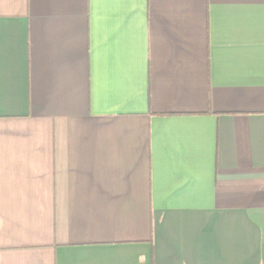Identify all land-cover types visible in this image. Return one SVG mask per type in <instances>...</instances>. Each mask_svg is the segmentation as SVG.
Instances as JSON below:
<instances>
[{"label":"crops","instance_id":"1","mask_svg":"<svg viewBox=\"0 0 264 264\" xmlns=\"http://www.w3.org/2000/svg\"><path fill=\"white\" fill-rule=\"evenodd\" d=\"M0 264H264V0H0Z\"/></svg>","mask_w":264,"mask_h":264}]
</instances>
